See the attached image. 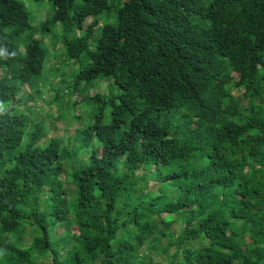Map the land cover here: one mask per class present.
<instances>
[{"label":"trees","instance_id":"obj_1","mask_svg":"<svg viewBox=\"0 0 264 264\" xmlns=\"http://www.w3.org/2000/svg\"><path fill=\"white\" fill-rule=\"evenodd\" d=\"M29 1L0 0V264H264V0Z\"/></svg>","mask_w":264,"mask_h":264},{"label":"rangeland","instance_id":"obj_2","mask_svg":"<svg viewBox=\"0 0 264 264\" xmlns=\"http://www.w3.org/2000/svg\"><path fill=\"white\" fill-rule=\"evenodd\" d=\"M25 2V4L27 5V7L33 12V13H36L38 15H43L44 17H46L48 15V7H45L48 6V3L45 1L44 4H37L35 2H30L29 0H22ZM85 22L87 24H89L91 22V18H87L85 19ZM99 23V21H98ZM101 23V22H100ZM46 39V37L44 38ZM25 90H28L26 87H24ZM98 88H92L90 90V93H94L96 92ZM49 101H45L42 103V105L40 107L44 108V106H49L50 102H51V106H49L50 109H53V115H51L48 119L49 122H54L56 123V128H58V130L54 131V130H48L44 133V137L45 138H48L50 137L51 135H54V136H58L60 133H63V139L67 141V139L71 136V134L73 133V130L76 126H78V122L77 121H74V118H71L73 117V115H75L76 113H73V112H70L69 114V117L67 116V118H71L70 121L72 120L71 123H69L68 125H66L67 123H65L64 121L63 122H60L58 120V113L56 110H59L58 109V106H55V102L51 101L50 99H48ZM40 101V100H39ZM38 101V102H39ZM70 101L72 102L71 104V110H73V107L75 108V111L76 109H78L81 105L78 106H75L73 105V101H74V95H72V98L70 99ZM82 108V107H81ZM55 110V111H54ZM52 113V112H51ZM39 116H43L44 113L42 112V110L40 109V112L38 113ZM68 120V119H66ZM68 122V121H67ZM69 143V142H68ZM70 144V143H69ZM81 155V154H80ZM140 172V171H139ZM152 183L153 181H150L149 182V186H152ZM155 188V187H154ZM180 225H181V222L178 221V222H175L171 225V229L172 230H178L180 228ZM73 229V228H72ZM73 232L75 231V229L72 230ZM158 257V255L156 256ZM50 258L49 256L46 258V262H49Z\"/></svg>","mask_w":264,"mask_h":264}]
</instances>
